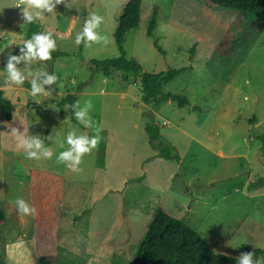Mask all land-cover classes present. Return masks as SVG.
<instances>
[{
  "label": "rangeland",
  "instance_id": "obj_1",
  "mask_svg": "<svg viewBox=\"0 0 264 264\" xmlns=\"http://www.w3.org/2000/svg\"><path fill=\"white\" fill-rule=\"evenodd\" d=\"M129 1L65 0L56 6L55 16L45 13L34 20L41 31H53L56 51L66 54L55 59L53 70L50 60L32 65L62 77L59 97L54 92L37 103L27 95V80L4 89L6 57L0 54V89L14 105L12 119L4 122L41 138L63 136L73 125L70 109L62 113L50 101L71 94L81 106L91 101L90 116L101 129L97 146L72 171L55 161L63 149L52 141H46L52 159H27L10 128L0 123V212L6 218L0 223V264H35L41 254L58 256L57 264H133L160 208L201 235L215 253L235 257L249 244V238L233 236L241 224L264 226V188L250 191L264 179L257 140L264 134V23L259 31L244 27L246 40L222 58L216 51L219 43L241 34L232 29L236 12L197 0H142L140 24L125 38L126 57L148 74L187 68L164 92L187 98L189 106L168 102L153 112L152 121L179 157L168 161L149 145L143 115L149 108L142 103L138 78L118 70L106 78L91 66L120 56L114 35ZM17 3L0 0V47L27 39L29 23L14 7ZM154 9L158 27L149 37ZM90 11L103 17L98 31L109 43L84 46L80 52L74 36ZM156 40L164 54L154 46ZM10 47L18 53V45ZM45 87L54 89L55 84ZM33 170L63 177L59 200L50 195L47 206L37 205ZM17 197L36 208L35 216L18 214ZM258 247L263 250L264 241ZM258 258L264 264V255Z\"/></svg>",
  "mask_w": 264,
  "mask_h": 264
},
{
  "label": "trees",
  "instance_id": "obj_2",
  "mask_svg": "<svg viewBox=\"0 0 264 264\" xmlns=\"http://www.w3.org/2000/svg\"><path fill=\"white\" fill-rule=\"evenodd\" d=\"M213 9L230 10L237 13L235 24L232 29L237 28L239 36L231 39H224L216 48L218 55L222 58H229L233 55L236 48L246 40L244 36V27L247 30L251 27H257L258 31L264 23V0H197ZM142 0H130L124 5L123 11L118 23L114 38L120 52L117 59H109L101 62L92 61L91 66L104 77L108 78L112 70H118L125 76H135L140 83V93L142 103L149 108L144 112V117L148 120L145 131L149 138L151 149L157 152L158 156L168 161L179 160L176 149L164 141L160 129L154 124L153 112L157 111L163 104L173 102L179 108L189 106L187 98L168 94L164 88L172 83L177 77L185 73L187 68L168 70L157 74H148L138 61L127 58L124 50L125 38L130 31L136 29L141 20ZM158 11L154 9L147 35L154 37L155 30L158 27ZM34 32H41V28L34 21L29 23L27 39ZM80 52L83 51L84 44L81 43ZM154 46L160 53L164 51L156 40ZM66 56L65 53L54 51L52 59L49 61V67L53 70L55 59ZM76 98L67 94L63 99L50 101V104L60 112L65 111V105H69L71 123L80 126L73 116V109L70 107L76 103ZM14 105L6 97L4 90L0 89V120L10 121ZM255 121V120H254ZM257 140L261 143V155L264 158V134L259 135ZM31 183L37 189H34V201L37 205L44 206L46 201L53 195L59 200L62 197L64 179L57 174L48 171L33 170L30 173ZM264 188V179H259L250 186V191ZM41 196V198L39 197ZM48 202V201H47ZM5 215L0 212V223L5 222ZM47 235V233H45ZM234 237L249 238V244L244 247L245 252L252 251L253 258L264 255V249H259L258 243L264 241V226L254 221L244 222L239 229L233 233ZM232 236V237H233ZM235 256H230L226 252L215 253L205 239L195 233L187 225L173 218L162 208L158 209L149 229L144 235L143 241L137 253L133 264H236ZM58 256L53 254H41L35 259V264H57Z\"/></svg>",
  "mask_w": 264,
  "mask_h": 264
},
{
  "label": "clouds",
  "instance_id": "obj_3",
  "mask_svg": "<svg viewBox=\"0 0 264 264\" xmlns=\"http://www.w3.org/2000/svg\"><path fill=\"white\" fill-rule=\"evenodd\" d=\"M65 3V0H20L14 7H19L21 10L24 23H32L34 20L43 19L48 13L55 16L56 6ZM67 6V5H66ZM103 22V17L94 11H90L84 19L82 27L74 36V44L79 46L81 43L85 47L91 44L107 45L109 37L102 35L98 31ZM23 23V24H24ZM18 45L19 51L13 54L10 46ZM8 49L5 52V49ZM57 49V41L54 38L53 31L34 32L30 38L24 39L21 42L8 40L6 46L0 47V54L6 57V62L3 66L4 86L11 88L12 86L20 87L27 80L30 88L27 90V95L37 103L55 95H62L61 76L56 72H48L45 70H33L32 65L39 61H49L52 59V53ZM55 84V88H46V85ZM69 105H65L68 108ZM73 109V116L83 129L88 130L79 132L75 125H72L61 136L59 133L55 137L48 135L41 138L40 134H30L29 129L23 128V131L13 127L10 122L0 121L6 127L10 128L9 135L16 141V146L23 150L27 159H52L53 151L51 145L46 146V141L58 144L63 149L55 154V161L64 164L72 171L78 170L84 154L90 153L100 140V127L97 122L90 116L92 109L91 101H85L83 106L79 101L70 106ZM15 120V119H13ZM65 145L67 147H65ZM18 214L29 217L35 216L36 208L21 197H17L13 201ZM236 264H261L260 258H253L252 251L243 252L236 258Z\"/></svg>",
  "mask_w": 264,
  "mask_h": 264
},
{
  "label": "crops",
  "instance_id": "obj_4",
  "mask_svg": "<svg viewBox=\"0 0 264 264\" xmlns=\"http://www.w3.org/2000/svg\"><path fill=\"white\" fill-rule=\"evenodd\" d=\"M4 89H7V87H5ZM4 89H3V90H4Z\"/></svg>",
  "mask_w": 264,
  "mask_h": 264
}]
</instances>
